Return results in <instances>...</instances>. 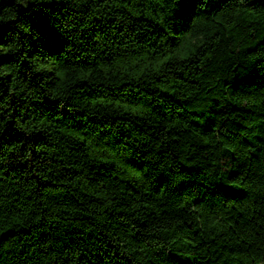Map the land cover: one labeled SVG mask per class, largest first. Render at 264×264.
<instances>
[{"label": "trees", "instance_id": "1", "mask_svg": "<svg viewBox=\"0 0 264 264\" xmlns=\"http://www.w3.org/2000/svg\"><path fill=\"white\" fill-rule=\"evenodd\" d=\"M0 264H264V0H0Z\"/></svg>", "mask_w": 264, "mask_h": 264}]
</instances>
